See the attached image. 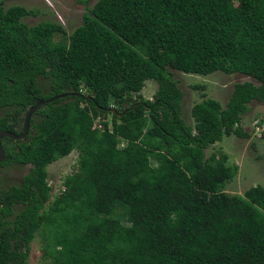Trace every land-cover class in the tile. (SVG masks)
<instances>
[{"label":"trees","instance_id":"trees-1","mask_svg":"<svg viewBox=\"0 0 264 264\" xmlns=\"http://www.w3.org/2000/svg\"><path fill=\"white\" fill-rule=\"evenodd\" d=\"M85 9L65 37L61 24L30 26L21 18L32 9L0 3V107L16 118L67 93L37 107L34 135L8 153L31 166L12 188L9 203L23 208L0 250L26 264L40 230L49 264H264V187L226 193L237 167L204 153L223 135L247 137L242 115L264 102V0H97ZM170 68L251 80L235 82L224 106L194 103L189 124ZM147 80L157 84L150 99L140 94ZM72 150L73 170L49 201L46 166Z\"/></svg>","mask_w":264,"mask_h":264},{"label":"rangeland","instance_id":"rangeland-1","mask_svg":"<svg viewBox=\"0 0 264 264\" xmlns=\"http://www.w3.org/2000/svg\"><path fill=\"white\" fill-rule=\"evenodd\" d=\"M97 0H0L4 8L19 5L34 11L33 15H26L21 21L32 26L39 22L59 23L64 27L65 37L68 36L82 21V14L86 6H92ZM62 34L55 33L54 42L66 41ZM173 78L177 81L178 87L183 92L181 99V113L184 120L192 124L193 118L190 114L194 103L204 98H213L225 105L231 95L233 84L251 78L242 74H225L215 71L207 75L187 74L173 69ZM39 83L43 91L47 90V82L40 77ZM254 83H256L254 81ZM194 86H197L196 88ZM202 86V87H200ZM157 88L152 80L145 81L140 94L145 99H150ZM121 108L122 104H117ZM249 108L241 118L243 131L247 137H239L233 132L223 135L219 141L208 145L205 156L211 152L225 154L227 164L237 167L233 177L226 182L223 191L228 194H240L250 186L260 185L264 187V102L253 100L248 104ZM110 120V117H108ZM77 157V151L72 150L68 155L58 158L46 166L47 182L51 187L50 200L62 189V180L65 175L72 172ZM23 169V170H22ZM9 170V171H8ZM18 170V168L15 169ZM8 171V172H7ZM0 180L7 181L10 177L18 182L19 174H24L27 169L23 167L18 170V176L12 168H7ZM20 172V173H19ZM9 177V178H8ZM10 181V180H9ZM42 234L38 230L30 243V251L26 264H49L48 259L42 257Z\"/></svg>","mask_w":264,"mask_h":264},{"label":"flooded vegetation","instance_id":"flooded-vegetation-1","mask_svg":"<svg viewBox=\"0 0 264 264\" xmlns=\"http://www.w3.org/2000/svg\"><path fill=\"white\" fill-rule=\"evenodd\" d=\"M48 90L50 91L49 87H47L46 91H42V93L47 94ZM56 95H59V94H56ZM56 95H52L49 98H52ZM29 108L27 109V111L29 110ZM9 111H10L9 106L0 107V119H3L4 121H6L4 129L3 128L0 129V132H11V133H14L15 135H20L24 131V120H25V114L27 111L24 113V115L20 114L16 118H14L12 114H9ZM35 111L29 117L28 128H27V132L25 133V135H23L22 137L18 139L14 137H10L8 135H2L0 137V148L3 151V157L0 160V177L2 174L5 173L4 172L5 170L7 171V168H12L16 176H18L19 169L23 167H26L27 169V171L24 174H21V175L19 174L18 182H15L13 179H11L12 177L10 178L8 177L9 179L5 182L2 181L3 179L0 180V247L3 244L4 236L8 234L9 229H12L11 222L14 220L15 215L19 213L23 208V203L20 201L9 203V199H11L14 196L12 188L19 187L21 185L22 178L24 177L25 174H27L31 166L30 163H17V162L12 161V158L9 156L8 153L10 150L19 151V146L21 145V143L26 142V141L28 142L30 140V137L34 135L35 133L34 124L39 120L41 116L39 113H36ZM31 119H32V122H30ZM16 168H18V170H16L15 172ZM6 209H9L10 212L7 213ZM12 249H14V239L10 238L9 246L7 250L11 251ZM0 252L3 255L2 259L0 258V264H14L9 254L5 255L3 253V250H0Z\"/></svg>","mask_w":264,"mask_h":264},{"label":"water","instance_id":"water-1","mask_svg":"<svg viewBox=\"0 0 264 264\" xmlns=\"http://www.w3.org/2000/svg\"><path fill=\"white\" fill-rule=\"evenodd\" d=\"M67 93H63V94H59V95H56V96H54V97H52V98H49V99H47V100H42V99H40V100H38L32 107H30L29 108V110L26 112V114H25V120H24V131H23V133H21L20 135H15L14 133H11V132H0V137L2 136V135H8V136H10V137H14V138H20V137H22L23 135H25V133L27 132V128H28V120H29V117H30V115L36 110V108L40 105V104H42V103H45V102H50L53 98H57L58 96H64V95H66ZM93 95V94H92ZM2 157H3V151L1 150V148H0V160L2 159Z\"/></svg>","mask_w":264,"mask_h":264}]
</instances>
